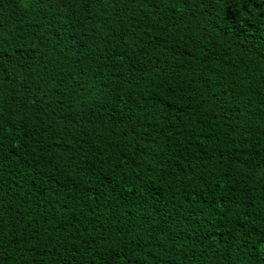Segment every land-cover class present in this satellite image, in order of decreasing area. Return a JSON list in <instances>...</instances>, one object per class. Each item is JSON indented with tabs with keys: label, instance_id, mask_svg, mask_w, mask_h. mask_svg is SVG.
Returning <instances> with one entry per match:
<instances>
[{
	"label": "trees",
	"instance_id": "obj_1",
	"mask_svg": "<svg viewBox=\"0 0 264 264\" xmlns=\"http://www.w3.org/2000/svg\"><path fill=\"white\" fill-rule=\"evenodd\" d=\"M0 264H264V0H0Z\"/></svg>",
	"mask_w": 264,
	"mask_h": 264
}]
</instances>
